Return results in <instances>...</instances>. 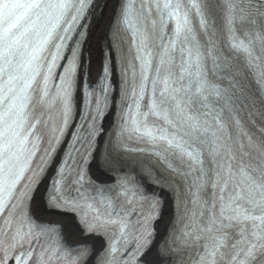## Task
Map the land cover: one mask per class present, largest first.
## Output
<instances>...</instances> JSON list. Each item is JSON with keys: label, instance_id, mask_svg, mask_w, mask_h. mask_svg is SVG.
<instances>
[{"label": "snow or ice", "instance_id": "6c2138e0", "mask_svg": "<svg viewBox=\"0 0 264 264\" xmlns=\"http://www.w3.org/2000/svg\"><path fill=\"white\" fill-rule=\"evenodd\" d=\"M0 264H264V0H0Z\"/></svg>", "mask_w": 264, "mask_h": 264}]
</instances>
